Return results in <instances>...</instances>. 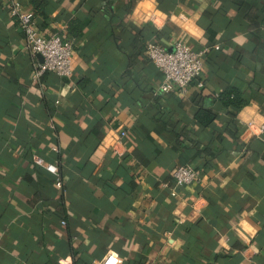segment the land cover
I'll return each mask as SVG.
<instances>
[{"label": "crops", "instance_id": "obj_1", "mask_svg": "<svg viewBox=\"0 0 264 264\" xmlns=\"http://www.w3.org/2000/svg\"><path fill=\"white\" fill-rule=\"evenodd\" d=\"M13 6L72 42L69 77L32 81ZM180 40L202 75L160 93L145 47ZM263 125L264 0H0V264H264Z\"/></svg>", "mask_w": 264, "mask_h": 264}, {"label": "built area", "instance_id": "obj_2", "mask_svg": "<svg viewBox=\"0 0 264 264\" xmlns=\"http://www.w3.org/2000/svg\"><path fill=\"white\" fill-rule=\"evenodd\" d=\"M10 15L17 19L18 25L24 33L25 48L28 53L34 58L40 57L39 62L35 63L32 81H37L46 73H53L60 78L69 77L71 75L72 42L59 35L50 37L38 35L34 28L32 14L22 12L17 6L10 9ZM214 49L218 50V47ZM145 50L148 61L164 77V82L159 88L160 93H169L176 87L182 92H186L190 84L200 79L202 75L203 52L189 48L182 40L177 41L171 50L154 43L147 44ZM197 87L202 88V83L199 82ZM260 132H264V125L260 128ZM33 160L36 165L43 167L56 178L55 186L57 188L62 187L55 165L45 163L42 158L36 156ZM198 179L197 171L189 165L178 166L173 172L175 187L192 186L198 182ZM61 264L66 263L61 261ZM98 264H120V262L114 254H110L101 259Z\"/></svg>", "mask_w": 264, "mask_h": 264}, {"label": "trees", "instance_id": "obj_3", "mask_svg": "<svg viewBox=\"0 0 264 264\" xmlns=\"http://www.w3.org/2000/svg\"><path fill=\"white\" fill-rule=\"evenodd\" d=\"M43 7H44L43 2L38 4L35 8V12L38 14L42 13ZM68 28L70 29V32L75 35L76 31L79 30V25H77L75 21H72L70 22ZM219 101L222 103V105H224L225 108H233L236 111H239L245 105V101L242 100L240 96L232 89H229L224 93H222L221 95H219ZM195 119L202 126H207L215 120V115L210 112L200 110L197 111V113L195 114ZM75 264H79V263H75Z\"/></svg>", "mask_w": 264, "mask_h": 264}, {"label": "water", "instance_id": "obj_4", "mask_svg": "<svg viewBox=\"0 0 264 264\" xmlns=\"http://www.w3.org/2000/svg\"><path fill=\"white\" fill-rule=\"evenodd\" d=\"M38 58H40V57H38Z\"/></svg>", "mask_w": 264, "mask_h": 264}]
</instances>
